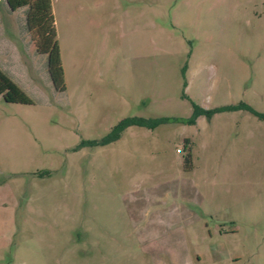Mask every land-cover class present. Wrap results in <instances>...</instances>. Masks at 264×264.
I'll return each instance as SVG.
<instances>
[{
	"label": "rangeland",
	"instance_id": "rangeland-1",
	"mask_svg": "<svg viewBox=\"0 0 264 264\" xmlns=\"http://www.w3.org/2000/svg\"><path fill=\"white\" fill-rule=\"evenodd\" d=\"M51 9L63 90L0 0V61L31 99L0 97V264H264V116L238 105L99 141L192 103L264 112V0Z\"/></svg>",
	"mask_w": 264,
	"mask_h": 264
},
{
	"label": "trees",
	"instance_id": "trees-1",
	"mask_svg": "<svg viewBox=\"0 0 264 264\" xmlns=\"http://www.w3.org/2000/svg\"><path fill=\"white\" fill-rule=\"evenodd\" d=\"M3 6L7 12L20 10L19 29L27 35L33 44V52L37 55H44V66L48 80L56 90H63L62 67L59 59V51L56 42V32L51 9V0H3ZM0 97L5 101L30 103L31 99L12 79V73L8 67L0 66ZM244 106L256 115L263 117L264 112H256L245 103L226 104L214 108H203L192 103V111L189 116L169 119L165 116L144 118L139 116H125L120 118L111 126L100 139V142H107L117 138L121 130L130 124L154 126L159 122L174 120L186 123L194 122L197 115L204 113L206 116L218 109H228L235 106ZM47 173V171H43Z\"/></svg>",
	"mask_w": 264,
	"mask_h": 264
},
{
	"label": "crops",
	"instance_id": "crops-1",
	"mask_svg": "<svg viewBox=\"0 0 264 264\" xmlns=\"http://www.w3.org/2000/svg\"><path fill=\"white\" fill-rule=\"evenodd\" d=\"M4 43L8 44L7 40L3 39L2 40ZM6 41V42H5ZM10 61V62H9ZM8 63V64H7ZM11 63V60H6V61H0V66L1 67H8V65Z\"/></svg>",
	"mask_w": 264,
	"mask_h": 264
},
{
	"label": "built area",
	"instance_id": "built-area-1",
	"mask_svg": "<svg viewBox=\"0 0 264 264\" xmlns=\"http://www.w3.org/2000/svg\"><path fill=\"white\" fill-rule=\"evenodd\" d=\"M177 151H179V148H176Z\"/></svg>",
	"mask_w": 264,
	"mask_h": 264
}]
</instances>
